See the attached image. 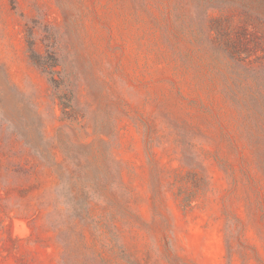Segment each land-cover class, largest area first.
Instances as JSON below:
<instances>
[{"label": "rangeland", "instance_id": "1", "mask_svg": "<svg viewBox=\"0 0 264 264\" xmlns=\"http://www.w3.org/2000/svg\"><path fill=\"white\" fill-rule=\"evenodd\" d=\"M221 13L207 0H0V264H64L57 172L78 168L60 137L76 157L80 141H105L130 214L93 193L96 228L79 226L110 264H264V177L224 95L264 91V24L228 12V49L247 64L222 79L198 48Z\"/></svg>", "mask_w": 264, "mask_h": 264}, {"label": "trees", "instance_id": "2", "mask_svg": "<svg viewBox=\"0 0 264 264\" xmlns=\"http://www.w3.org/2000/svg\"><path fill=\"white\" fill-rule=\"evenodd\" d=\"M207 1L212 2L213 7L218 8L222 13L217 18L208 17L207 20L205 19L206 44H200L198 48L203 50L213 63V69L223 79L224 69L237 71L240 67L246 68L245 65L247 64L240 52H231L228 49L226 41L229 37L222 31V27L231 21L228 12L236 11L241 13L246 21L253 22L255 20L259 24H264V0ZM172 11L177 17L176 13L179 12L177 4L173 5ZM193 32L196 41L201 40L204 36L200 28L194 29ZM29 50L31 61L48 75V80L52 86L66 93L67 90L61 88L68 85L69 78L61 74L58 77L55 75V73L59 74V71L55 69L58 65L56 59L52 55H42L35 51L32 41H29ZM258 82L261 83L264 80L258 78ZM224 95L229 100L230 107L236 111V119L240 120V130L238 132L251 154L254 166L264 177V91L237 93L226 90ZM62 100V113L65 116L64 118H68L66 112L68 106L65 103L67 99L63 96ZM59 142L65 157H68L69 154L75 157L78 168L64 173L62 171L57 172L60 188L65 187L63 204L69 213V219L72 220L67 222L64 228L61 226L57 228L63 244L62 261L64 264H110L109 259L95 249L94 243L87 242L85 234L79 226L80 223L85 222L92 225L95 221L92 216V207L89 204L93 193L104 196L110 204H113L117 212L124 213V215L130 214L116 201L110 191V185L113 183L114 178L106 164L103 147L100 146V142L105 143V141L99 140L98 144L96 140L90 142L80 141V157H76L75 150L69 153L68 150L70 149H66L67 147L61 137ZM92 227L95 230L96 226L92 225ZM71 234H75L78 238L76 243L78 247L73 246L72 242L69 241ZM67 245L69 248H67Z\"/></svg>", "mask_w": 264, "mask_h": 264}]
</instances>
